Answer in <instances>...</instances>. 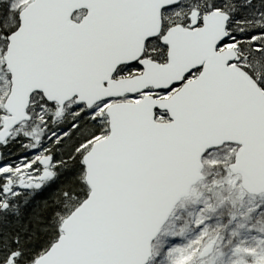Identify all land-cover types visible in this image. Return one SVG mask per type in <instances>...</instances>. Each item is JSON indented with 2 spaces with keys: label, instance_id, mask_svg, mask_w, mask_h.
Instances as JSON below:
<instances>
[{
  "label": "snow or ice",
  "instance_id": "1",
  "mask_svg": "<svg viewBox=\"0 0 264 264\" xmlns=\"http://www.w3.org/2000/svg\"><path fill=\"white\" fill-rule=\"evenodd\" d=\"M0 264H264V0H0Z\"/></svg>",
  "mask_w": 264,
  "mask_h": 264
}]
</instances>
